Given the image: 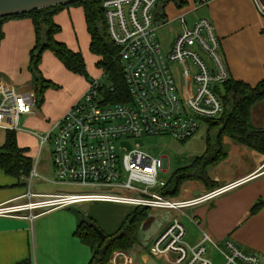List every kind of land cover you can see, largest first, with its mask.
<instances>
[{
  "label": "built area",
  "instance_id": "built-area-1",
  "mask_svg": "<svg viewBox=\"0 0 264 264\" xmlns=\"http://www.w3.org/2000/svg\"><path fill=\"white\" fill-rule=\"evenodd\" d=\"M210 0H196L203 6ZM264 17V0H252ZM106 32L118 48L127 100L111 103L110 82L92 79L81 98L43 134L35 133L39 147L50 144L54 179L41 177L32 166L27 192L20 204H0V218L35 219L44 211L105 203L147 209L152 217L170 214L139 262H130L125 253H113L106 264H213L207 244L212 245L221 264H260L252 254L241 251L232 241L213 243L202 234L190 245L179 220L186 208L205 204L241 181L204 192L188 200L163 195L167 161L154 158L131 140L149 136H169L178 142L193 137L200 123L217 119L222 103L216 87L230 79L220 52L213 25L205 18L187 26L178 17L180 32L162 51L157 31L164 21L156 17V0H102ZM32 90H20L0 81V131L17 132L21 118L37 108ZM87 189L55 194L32 192V181ZM157 213L154 215L153 213ZM24 214V215H22Z\"/></svg>",
  "mask_w": 264,
  "mask_h": 264
},
{
  "label": "crops",
  "instance_id": "crops-1",
  "mask_svg": "<svg viewBox=\"0 0 264 264\" xmlns=\"http://www.w3.org/2000/svg\"><path fill=\"white\" fill-rule=\"evenodd\" d=\"M182 1L185 3L182 7H178L174 2L167 3L162 16H159L158 9L155 11L156 17L165 23L160 29L174 22L178 23V29L173 33L171 42L180 32L179 16H184L189 27L198 19L205 18L211 22L219 39L220 52L231 80L250 86L264 80V17L258 13L252 0H210L203 6H196V0ZM54 22L60 27L55 39L64 43L69 50L79 52L88 76L91 79H99L102 72L95 66L98 58L89 51L90 37L82 8L66 7L54 16ZM2 31L0 81L20 90H31L27 86L31 79L27 70L29 51L34 45L31 21L8 20L3 24ZM40 71L46 80L55 85H68L73 94L63 105L49 108L45 98L58 87L45 91L43 102L32 115L22 118V127L15 132L19 148H28L18 144V139H24L25 136L29 138V135H25L28 130L34 132L33 137L35 132L46 131L51 123L60 119L81 98L88 87V82L83 77L66 71L49 52L42 55ZM59 74L60 76H56ZM252 118L256 128L264 129V102L253 109ZM33 137L31 136V139L36 142ZM222 148L226 154L225 158L216 166L207 169V177L215 184L214 188L208 189L200 181H186L180 187L181 189L183 186V192L179 189L174 198L188 200L194 195L198 196L241 181L250 175L257 176L205 204L184 209L179 220L191 235L189 241L193 243L186 242L195 245L201 240L202 234L218 243L230 240L241 251L255 255L260 264H264V154L257 153L228 137H223ZM33 153L34 151L29 149L31 157ZM46 183L45 185L50 187L55 186V189L42 193L31 191L55 194L65 192L63 189H70L58 185L60 188L56 190L57 185ZM27 188V178L17 180L0 169V204L23 203L24 200L20 197L27 192ZM256 204L258 207L252 212L251 209ZM153 214L157 215L156 212ZM165 215L167 218L159 225L154 235L170 217L168 213ZM76 225L77 217L70 208L50 209L33 220L0 218V264H87L91 253L86 245L74 237Z\"/></svg>",
  "mask_w": 264,
  "mask_h": 264
},
{
  "label": "trees",
  "instance_id": "trees-1",
  "mask_svg": "<svg viewBox=\"0 0 264 264\" xmlns=\"http://www.w3.org/2000/svg\"><path fill=\"white\" fill-rule=\"evenodd\" d=\"M156 1L159 16L163 15V9L169 2H174L178 7L185 4L182 0ZM101 4L102 0H80L0 18V42L3 39L2 26L6 21L13 19L31 21L34 45L29 51L27 70L31 76V90L37 98L36 107L43 102L45 91L58 87L41 74L40 65L45 52L51 53L66 71L83 77L87 82L92 80L87 74L82 55L69 50L64 43L55 39L60 32V27L54 22V16L69 6L81 7L83 10L87 33L90 37L89 51L98 58L95 66L101 70L102 76L113 88L108 100L111 103L127 100L122 67L118 59V48L107 35ZM216 93L222 103L223 111L217 119L205 122L207 128H216L215 139L212 141L206 135L203 154L194 158L188 166L172 173L166 182L163 195L176 197L180 186L192 180L200 181L208 189L214 188L215 184L207 177V169L216 166L225 158L226 154L222 148L223 137H228L257 153L264 154V129L256 128L252 120L253 109L264 102V80L255 86H250L230 78L216 87ZM32 166L29 149L17 146L15 132L4 131V140L0 145V169L6 175L20 180L29 176ZM257 207V204L254 205L251 211L254 212ZM72 211L77 217L73 235L81 244L86 245L91 253L87 264H106L114 252L129 251L135 247L138 227L149 217L147 209L130 208V212L120 223L116 232L110 235L102 232L104 239L101 240L90 225H95L94 221L89 218L83 219L78 210ZM97 229L100 230L98 227Z\"/></svg>",
  "mask_w": 264,
  "mask_h": 264
},
{
  "label": "rangeland",
  "instance_id": "rangeland-1",
  "mask_svg": "<svg viewBox=\"0 0 264 264\" xmlns=\"http://www.w3.org/2000/svg\"><path fill=\"white\" fill-rule=\"evenodd\" d=\"M178 29V23L174 22L173 24L169 25L168 27L159 29L157 31V39L160 44L162 51L166 52L169 49V44L173 37V33ZM56 76H60L56 75ZM61 79V77H60ZM59 79V80H60ZM99 79L101 82H106L105 78L100 75ZM61 82H63L61 80ZM23 86V85H22ZM27 86L32 89V82L31 79L27 82ZM57 90H52L46 96L45 101L48 104L49 108H55L58 106L63 105L66 101H68L73 94L69 90L68 85L64 83H60L57 85ZM23 88V87H21ZM23 90H27L24 88ZM23 119L21 118L19 122L18 129L20 130L22 127ZM25 130V129H24ZM207 131V132H206ZM29 138L25 136L24 139H18V144L21 146L28 147L33 153L32 161L33 166L36 172L47 178V179H54L52 167H51V147L50 144L44 145V147L40 148L39 143L37 142V137H35L36 142L33 137V131L28 130L27 132ZM38 134H43V132H35ZM216 128H207L204 122L200 123V127L198 132L184 142H178L172 139L169 136H149V137H141L135 140H131L128 142L127 147L128 149L135 148V145H138L139 149L146 152L148 155L154 158H162L163 160L167 161V171L161 172L159 174V178L168 181L170 176L176 170L188 166L192 160L204 152L205 148V139L206 135L207 138L213 141L215 139ZM33 137V138H34ZM4 140V132L0 131V145L3 143ZM46 181H41L39 178H35L32 181V190L36 192H48L50 190H54V187H50ZM194 185V184H193ZM59 186H56V190H59ZM181 187V186H180ZM188 187V186H187ZM69 190L63 189V191H70L74 190L77 192H84L87 189H81L78 187H69ZM180 192H183V186L180 189ZM72 210H77V207H69ZM68 208V209H69ZM66 209V208H65ZM130 212V208L121 205H113V204H105V203H94L90 205V208L86 214H82L83 219H91L94 221L95 225L100 229L101 232L105 234H112L116 232L117 228L119 227L120 223L124 220L125 216ZM167 218V215L162 214L159 217H149L138 227L137 233V244L129 251H116L115 253H125L128 260L130 262H139L145 255L148 246L150 245L152 238L154 237V233L158 229L159 225H161L164 220ZM189 233L186 231L185 240L189 241ZM191 236V235H190ZM213 243H218L217 241H212ZM206 248L208 250V255L213 261V264H221V258L217 251H215L212 245L207 244ZM113 254V255H114ZM112 255V256H113ZM112 257L110 258V260ZM109 260V261H110ZM108 261V262H109ZM107 262V263H108Z\"/></svg>",
  "mask_w": 264,
  "mask_h": 264
},
{
  "label": "water",
  "instance_id": "water-1",
  "mask_svg": "<svg viewBox=\"0 0 264 264\" xmlns=\"http://www.w3.org/2000/svg\"><path fill=\"white\" fill-rule=\"evenodd\" d=\"M80 0H0V18L12 16L16 14L26 13L33 10L53 7L61 4L72 3ZM197 195H194L196 197ZM90 208L89 204H83L77 207V210L86 214ZM91 227L98 233L101 237V240L104 239L103 233L97 229L93 224H90ZM145 264H152L151 261H148Z\"/></svg>",
  "mask_w": 264,
  "mask_h": 264
}]
</instances>
